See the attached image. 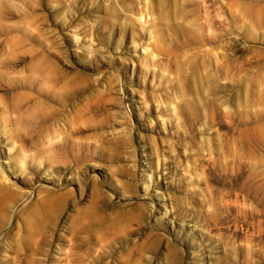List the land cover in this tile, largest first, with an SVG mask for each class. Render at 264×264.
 I'll list each match as a JSON object with an SVG mask.
<instances>
[{
	"label": "rangeland",
	"instance_id": "obj_1",
	"mask_svg": "<svg viewBox=\"0 0 264 264\" xmlns=\"http://www.w3.org/2000/svg\"><path fill=\"white\" fill-rule=\"evenodd\" d=\"M0 168V264H264V0H0Z\"/></svg>",
	"mask_w": 264,
	"mask_h": 264
},
{
	"label": "bare ground",
	"instance_id": "obj_2",
	"mask_svg": "<svg viewBox=\"0 0 264 264\" xmlns=\"http://www.w3.org/2000/svg\"><path fill=\"white\" fill-rule=\"evenodd\" d=\"M141 18H144V20L143 21H145V15H143V13H142V15H141V17H140V19ZM0 172H1V174H0V176H1V178H0V180H2L3 181V183L5 182H7L8 181V179H10V177H8V175L7 174H5V172H4V168L2 169V168H0ZM1 182V181H0ZM2 183V182H1ZM2 185V184H1Z\"/></svg>",
	"mask_w": 264,
	"mask_h": 264
}]
</instances>
